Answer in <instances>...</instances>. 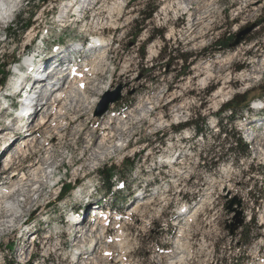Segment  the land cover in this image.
I'll return each instance as SVG.
<instances>
[{"label":"rangeland","instance_id":"obj_1","mask_svg":"<svg viewBox=\"0 0 264 264\" xmlns=\"http://www.w3.org/2000/svg\"><path fill=\"white\" fill-rule=\"evenodd\" d=\"M146 1L90 0L94 10L88 12V1L81 19L68 14L59 23L67 0H23L6 25L0 18V61L7 65L0 86V191L7 176L18 181L24 172L32 193L27 202L20 198L21 214L0 212V264H264V0L250 7L244 0H159L135 40L141 28L135 21ZM157 31L162 38L149 42ZM98 38L103 44L92 48ZM168 50L191 57L170 66ZM85 62L96 71L92 81L82 89L75 85L44 126L45 110L18 125L19 110L11 114L5 108V100L18 102L11 101L14 65L35 90L39 107L56 97L48 96L47 85H38L52 79L44 76L47 69L66 72L77 63L81 70ZM55 77L58 90L70 91L66 74ZM119 86V101L96 117L104 96ZM218 89L227 95L213 108ZM240 95L248 107H239L231 124L224 121L228 113L221 118L248 144L249 156L228 150L233 140L222 135L217 119V108ZM14 117V126L30 136L8 146L3 138L15 128L6 126ZM187 121L198 127L204 122L203 135L195 136L191 127L175 132ZM106 132L114 137L101 146ZM26 137L36 141L27 157L1 174L6 156L15 158ZM121 143L123 149L114 152ZM173 151L179 157L175 164L169 163ZM103 170L112 175L110 194L98 174ZM257 192L262 197L254 202ZM233 199L241 203L243 224L232 233L236 214L227 207ZM104 209L105 225L90 224V213ZM71 213L85 233L68 224ZM31 235L37 237L33 246ZM75 252L82 253L78 261Z\"/></svg>","mask_w":264,"mask_h":264},{"label":"bare ground","instance_id":"obj_2","mask_svg":"<svg viewBox=\"0 0 264 264\" xmlns=\"http://www.w3.org/2000/svg\"><path fill=\"white\" fill-rule=\"evenodd\" d=\"M243 1V0H242ZM245 1V3H246V6L247 7H250V6H252L255 2H259V0H244ZM243 1V2H244ZM96 6V5H95ZM13 7H14V1L13 0H8V2L7 1H1L0 2V18L1 19H5L6 17H8L9 16V14H10V12H11V10L13 9ZM67 6L66 5H64V8H66ZM15 8V7H14ZM63 8V9H64ZM94 3H92L91 4V2H90V0H89V4H88V7H87V9H88V12H91L92 10H94ZM182 8H184V7H182ZM186 8V7H185ZM62 9V10H63ZM61 10V11H62ZM73 8H71V10H69V13H71V12H74L73 13V16H75V14H78V11H77V9H75V10H73ZM184 10V9H183ZM186 10V9H185ZM189 11H190V9L187 11L188 13H189ZM184 12V11H183ZM68 13V14H69ZM68 14L67 15H65V16H63V13L62 12H60V15H61V18H59V23H64L65 21H67L68 19ZM80 14V13H79ZM191 17V16H190ZM63 18H66V19H63ZM200 20V19H199ZM192 21V20H191ZM193 22H194V20H193ZM192 22V23H193ZM196 23L194 22V26H196L195 25ZM191 28V27H190ZM189 31V30H188ZM32 37H33V34H32V32H30L29 34H28V38L29 39H32ZM98 43H102L101 41H99V38L98 39H96V40H93V42L91 43V45L93 46L92 48H97L99 45H96V44H98ZM103 44V43H102ZM81 46V45H80ZM79 50H81V49H79ZM72 51L73 52H78V49H72ZM151 53H154V50L153 49H151ZM25 64H27V61H25ZM81 66H83V68L81 69V70H79L78 69V66H77V63L75 64H73V65H70V67H69V69L68 70H66V72L63 70L62 71V73H59V75H57L58 73L56 72L57 71V68H49V72H53L54 73V75H56V76H61L62 74H66V76H68L67 78L68 79H70L69 80V87L68 88H70V91H63V90H58L57 88H58V83L56 82V80L55 79H51L50 80V82H48V83H45V81L44 80H40L39 81V84H40V86H41V88H44L45 87V85H47L48 87H46V88H49V94H48V96L49 97H51L54 93H56V97H55V99L53 100V102H50V104H48L47 105V102H45V103H43L42 104V102H40L41 104H40V106L39 107H36V105H33V106H31L30 105V107H31V109H32V112H34V111H36V113H35V115L39 112V111H41V110H45V117H43V118H41V123H40V125H42V126H44L46 123H47V121L51 118L52 119V117H56V113L54 114V110H56L57 109V107H58V103L59 102H64L65 103V101H66V99H67V97H68V94L69 93H72V91H73V87L75 86V85H77L80 89H82V85L84 86V85H86V84H88L89 83V81H92V80H89L90 78H92L93 76H95V72L96 71H94V68H93V66L91 65V63H89V62H85V63H82V65ZM208 66H210V65H207V66H205V68L206 69H208ZM96 67V66H95ZM98 71V70H97ZM56 72V73H55ZM82 72H84V74L82 73ZM206 74H207V76L206 77H209V76H211V74L210 73H208V71L207 72H205ZM49 74V73H48ZM61 78V77H60ZM15 79V78H14ZM58 79H59V77H58ZM205 81L204 80H201L200 81V83L202 84V85H205V83H204ZM90 84V83H89ZM226 84V83H225ZM70 85H71V87H70ZM67 88V87H66ZM76 89V88H75ZM107 90V87L105 86V87H103L102 88V90H101V93H104L105 91ZM73 94V93H72ZM70 95V94H69ZM226 95H227V93L225 92V90H223V89H218L215 93H214V102H213V104H212V107L213 108H216V107H218V105L219 104H221L222 102H224V99H225V97H226ZM66 104V103H65ZM45 105V106H44ZM47 105V106H46ZM64 105V104H63ZM48 107V108H47ZM60 107V106H59ZM37 110H36V109ZM135 110V109H134ZM59 111H60V109H59ZM137 111V110H136ZM32 112L28 115V117H30V115L32 114ZM43 112V111H42ZM145 112V111H144ZM143 114H145V113H143ZM124 115V114H123ZM147 115V114H146ZM146 115H144V117L146 116ZM149 115V114H148ZM137 116H139V115H137ZM27 117V118H28ZM59 117H61V116H59ZM143 117V116H142ZM35 118V117H34ZM33 118V119H34ZM45 118H48L47 120H46V122L44 123L43 121H44V119ZM17 120V118H14V120L13 121H11L12 123H13V125L10 127V128H14L15 126L14 125H16L18 122V125L21 123V122H23V119L22 120H20V121H16ZM24 120H25V118H24ZM56 120V119H55ZM121 120V119H120ZM145 120V119H144ZM17 123H16V122ZM51 122V121H50ZM54 122V121H53ZM62 122V121H61ZM59 123V122H58ZM57 125V124H56ZM60 128V127H59ZM108 128L105 126V128H104V131H106ZM6 131V130H5ZM11 131V130H10ZM29 133H31V131H28ZM112 132H106L104 135H103V137H102V139H101V141H100V145L102 146V145H105V144H107L108 143V141H110L111 139H109V136H111V138L113 139V137H114V135L113 134H111ZM25 136H30V135H27V133H25V132H20L19 130H18V128H14L13 129V131L12 132H10V133H7V132H5V138H3V142L5 143L6 142V144L8 145V146H12V145H14L15 143H16V141L18 140V139H20L21 137H25ZM256 139V135H254V139H253V141ZM35 140H34V137H32L31 139H30V141H29V137H26V139H24L23 141H22V145H21V147L19 148V150H17V153H16V157L15 158H11L10 156H6V158H5V161L2 163L3 164V171H2V173L1 174H6L7 172H8V170L11 168V166H12V164H14V162L15 161H17L18 159H25L26 157H27V155H28V152L30 151L29 150V148H31V146H32V144H33V142H34ZM36 142V141H35ZM47 142V141H46ZM4 143H2V144H4ZM45 143V142H44ZM5 144V145H6ZM37 144V143H36ZM124 143H121V145L120 146H117V147H119V148H117V149H115L114 150V152L116 151H118V149H123V147H124V145H123ZM5 145H3V146H5ZM121 147V148H120ZM113 148V147H112ZM3 149V148H2ZM18 149V148H17ZM111 149V148H110ZM109 149V150H110ZM7 150V148L5 149H3V152H5ZM111 151V150H110ZM98 152V151H97ZM100 153V152H99ZM103 153V152H102ZM106 153V152H105ZM100 155V154H99ZM106 156H109V155H111V152H109V154H105ZM104 155V153H103V156H105ZM98 158V157H97ZM166 156H163L162 157V160H166ZM98 159H103L102 158V154L100 155V157L98 158ZM97 159V160H98ZM46 161V160H45ZM49 161V160H48ZM1 162V161H0ZM163 163H165V161H163ZM93 165H95V164H93ZM92 165V166H93ZM32 166V165H31ZM28 167H30V166H28ZM44 168V167H43ZM42 168V169H43ZM53 168V167H52ZM37 169H39V167L38 168H36V169H34V171H32L33 172V175L35 176V179L38 177L37 176ZM225 169V168H224ZM2 170V169H1ZM29 170V169H28ZM37 170V171H36ZM40 170V169H39ZM17 171V170H16ZM28 172V171H27ZM39 172V171H38ZM44 172V171H43ZM226 172H228V170L226 169ZM41 173V172H40ZM77 173V171H75V174ZM12 174H14V173H12ZM11 174V175H12ZM31 174V176H33L32 175V173H30ZM42 174V173H41ZM44 174V173H43ZM50 174V173H49ZM51 174H52V172H51ZM7 175V174H6ZM173 175V174H172ZM14 176H16V175H14ZM9 177V176H7L6 177V183H4L3 185H4V187H3V189L0 191V212H2V214L4 213V214H6V213H8V212H10L11 214V217H12V215H17L18 213H20V212H22V201L20 200V198H24V201L25 202H27L28 200H29V198H30V193H31V190H29L30 189V187H31V185H30V180H28V177H27V175L23 172L22 173V176H21V178L18 180V181H13L14 179H15V177ZM44 177V176H43ZM53 179V178H52ZM33 180V179H32ZM4 182V181H3ZM12 182V183H11ZM37 182V181H36ZM173 188V187H172ZM36 189V188H35ZM39 189V188H38ZM39 191V190H38ZM32 192H33V190H32ZM35 193V192H34ZM35 194H37V193H35ZM35 194H33V195H35ZM31 195H32V193H31ZM34 197V196H33ZM9 198H14V201L12 202V203H8V202H6V200L7 199H9ZM37 199V198H36ZM25 202H23V203H25ZM33 201H31V203H32ZM30 203V204H31ZM4 204V209H1L2 208V206L1 205H3ZM7 204V205H6ZM29 205V204H28ZM163 205V204H162ZM161 207V206H160ZM199 209H201V208H199ZM94 211H96V210H94ZM3 214V215H4ZM21 214V213H20ZM94 215L95 216H100V218L101 219H99L98 220V217H96L97 218V223H99V222H102L104 225H105V223H106V215L105 216H102L103 215V212L101 211V210H97V212H95L94 213ZM5 216H7V215H5ZM102 216V217H101ZM4 217V216H3ZM10 217V218H11ZM1 218V217H0ZM76 219H77V217H76ZM70 220V219H69ZM262 220H263V218H262ZM7 224H13V220H11V219H9L7 222H6ZM158 224V223H157ZM184 224V223H183ZM186 224V223H185ZM4 226V224H1L0 226ZM80 224H78V226H79ZM101 226V225H100ZM83 233V232H82ZM69 234V233H68ZM32 236H35V235H31V237ZM36 238H34V237H32V240H31V242L32 241H34ZM90 242H92V241H90ZM63 243V242H62ZM77 243V242H76ZM125 244V243H124ZM91 245V244H90ZM92 248V247H91ZM75 251H78L79 250V247L77 246V245H75V249H74ZM108 250V249H107ZM76 253V252H75ZM73 255H74V253H73ZM81 255H82V253H79V255L78 256H76L75 257V261H78L79 259H80V257H81ZM73 257V256H72ZM173 261V260H172ZM90 263V262H89ZM181 263V262H180ZM27 264V263H26ZM83 264V263H82ZM86 264H88V263H86ZM90 264H97V262H92V263H90Z\"/></svg>","mask_w":264,"mask_h":264},{"label":"trees","instance_id":"obj_3","mask_svg":"<svg viewBox=\"0 0 264 264\" xmlns=\"http://www.w3.org/2000/svg\"><path fill=\"white\" fill-rule=\"evenodd\" d=\"M157 1L159 0H147L144 4L143 10L141 12H139V15L141 16L140 20L135 21L136 24H138V26H140L141 28H138L134 34L132 35V37L136 40L138 35L141 32L142 26L144 25V23L148 20H150L152 18L153 13H155V11L157 10ZM29 26V25H28ZM155 37H159L162 38V32L157 31V33H153V35L149 38V42L152 41ZM175 52V50H168V55H167V63L170 66H174V62L175 61H182V62H187V59L189 57H191L190 55H184L183 53L177 55V56H171V54ZM144 54H142V57L144 58ZM15 61V60H13ZM7 65L4 64L3 62L0 61V73L2 74V80H0V86H3L6 82V77H7V72H5ZM129 106H131V103L129 104ZM239 107H248L247 105V101L243 98V96H234L233 98H231L225 105H223L222 110L220 111V113H218V122L221 128V132L222 135H225V137L233 140L234 146L232 144V146H230L228 148V150H230L231 152H234L239 149L240 151L237 152V154L239 156H248L249 155V148H248V144L246 142H244L243 140H241L239 138L238 135H236L232 130H228L226 124L223 125V120L221 118V114L222 113H229V115L227 116L226 120H224L225 122H229L231 124V122H233L236 117H238V113H240V111H238ZM193 126L195 128V131L197 133H203L204 131V125L205 123L203 122L202 125L200 127L197 126V122H188L185 123L179 127L175 128V131H179L180 129L184 128V127H188V126ZM209 154H212V151L208 152ZM127 162H130L129 160H127ZM131 166L133 165V162H130ZM99 177L101 179H103V189L104 192L106 193H111L112 190V185L111 184V178L112 175H110V171H99ZM254 195H257L255 197H253L254 202H257L258 199L260 197H262V194L260 192H257V194L255 193ZM250 232H248L247 234H249ZM251 242V239L248 238L247 241H244L243 246H248ZM7 264H16V263H7ZM32 264V263H31Z\"/></svg>","mask_w":264,"mask_h":264},{"label":"water","instance_id":"obj_4","mask_svg":"<svg viewBox=\"0 0 264 264\" xmlns=\"http://www.w3.org/2000/svg\"><path fill=\"white\" fill-rule=\"evenodd\" d=\"M249 30L243 31L241 33V35H245ZM239 36L238 39L235 41V44L238 43L239 41ZM120 91H121V87L119 86L114 92L112 93H107L104 98L102 99L101 103L99 104L96 112H95V116L96 117H102L103 115L106 114V112L108 111V108L110 105H113L114 103L118 102L120 99ZM235 205V206H234ZM241 206V203L238 199H233L232 201H230L228 203V207L227 210L231 213H235V224L233 225L232 228V233L233 231L238 228L239 226H241L243 224V220L241 218L242 213L239 210Z\"/></svg>","mask_w":264,"mask_h":264}]
</instances>
